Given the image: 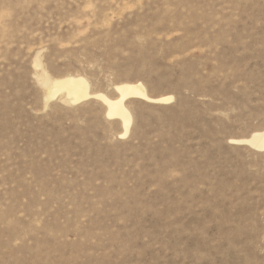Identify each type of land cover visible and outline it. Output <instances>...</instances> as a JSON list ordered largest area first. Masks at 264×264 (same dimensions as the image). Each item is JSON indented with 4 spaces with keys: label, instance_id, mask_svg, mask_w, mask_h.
I'll return each instance as SVG.
<instances>
[{
    "label": "rangeland",
    "instance_id": "1",
    "mask_svg": "<svg viewBox=\"0 0 264 264\" xmlns=\"http://www.w3.org/2000/svg\"><path fill=\"white\" fill-rule=\"evenodd\" d=\"M263 130L264 0H0V264H264Z\"/></svg>",
    "mask_w": 264,
    "mask_h": 264
},
{
    "label": "bare ground",
    "instance_id": "2",
    "mask_svg": "<svg viewBox=\"0 0 264 264\" xmlns=\"http://www.w3.org/2000/svg\"><path fill=\"white\" fill-rule=\"evenodd\" d=\"M43 85L46 87V98L50 100L57 95H62L64 101L77 104L90 98L98 99L105 105V115L109 119H117L123 127L122 136L130 131L132 115L125 105L129 98H139L144 100H155L159 103H168L173 99L172 95H165L159 98H150L145 86L141 82L119 83L114 86L117 95L113 98L102 92H93L90 90L88 80L81 75H67L60 78L48 80L43 79ZM248 144L251 148L264 150V130L254 132L248 138L233 140Z\"/></svg>",
    "mask_w": 264,
    "mask_h": 264
}]
</instances>
